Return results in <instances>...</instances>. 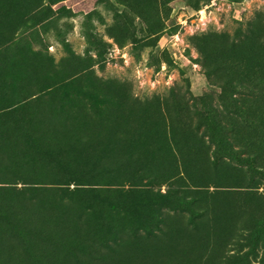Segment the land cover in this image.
Masks as SVG:
<instances>
[{
    "label": "rangeland",
    "instance_id": "1",
    "mask_svg": "<svg viewBox=\"0 0 264 264\" xmlns=\"http://www.w3.org/2000/svg\"><path fill=\"white\" fill-rule=\"evenodd\" d=\"M241 216L264 226V0H0V264H203Z\"/></svg>",
    "mask_w": 264,
    "mask_h": 264
},
{
    "label": "trees",
    "instance_id": "2",
    "mask_svg": "<svg viewBox=\"0 0 264 264\" xmlns=\"http://www.w3.org/2000/svg\"><path fill=\"white\" fill-rule=\"evenodd\" d=\"M194 199H197L196 196ZM215 210L217 208L205 205L202 207L191 205L190 207V211L196 218L205 221L213 220V217L215 218L220 212ZM192 223L194 228L199 227L197 219L193 220ZM217 227V225L212 224L204 239L210 244L213 243L214 247L209 251V256L204 258L205 263L203 264H264V226L257 223V219L249 220L245 216H241L227 234H222L220 228ZM158 231L156 234L154 230H149V237L167 240L170 236L165 229ZM118 243L117 245H119ZM206 245L208 246V244ZM205 252L206 250L200 251V254ZM201 261L199 260L197 264H201ZM165 263L167 264L168 261Z\"/></svg>",
    "mask_w": 264,
    "mask_h": 264
}]
</instances>
